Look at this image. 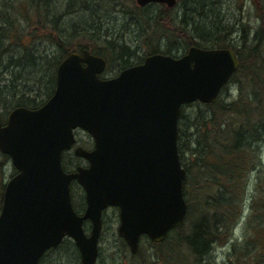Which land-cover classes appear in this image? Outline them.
<instances>
[{"label":"water","instance_id":"obj_1","mask_svg":"<svg viewBox=\"0 0 264 264\" xmlns=\"http://www.w3.org/2000/svg\"><path fill=\"white\" fill-rule=\"evenodd\" d=\"M149 2L172 6L176 0H136ZM238 66L231 48L191 45L180 56L153 52L101 77L103 56L68 52L50 97L36 108L17 105L0 121V151L16 170L2 194L0 264H38L64 237L73 240L80 264H97L107 206L118 208L117 232L131 253L141 235L161 242L187 210L177 149L180 107L214 100ZM76 127L91 135L93 146H76L74 154L87 165L66 171L61 154ZM73 179L84 194L81 213L71 201Z\"/></svg>","mask_w":264,"mask_h":264},{"label":"trees","instance_id":"obj_2","mask_svg":"<svg viewBox=\"0 0 264 264\" xmlns=\"http://www.w3.org/2000/svg\"><path fill=\"white\" fill-rule=\"evenodd\" d=\"M126 1L130 3L125 4ZM178 1L183 4L181 17L165 4L138 6L135 0H63L62 13L56 12V0H0V68L7 61L12 64L11 68H20L28 77V81L15 83L21 77L14 80L0 76V106L4 104L8 109L42 104L54 90L58 62L73 50L86 48L103 55L107 59L106 70L115 63L116 71L141 61L146 54L162 52L161 41L170 34L181 42L183 52L196 45L229 47L237 54L239 66L214 100H195L180 108L177 147L186 171L182 193L187 203L183 222L159 243L141 236L140 239L146 238L150 251L142 252L139 246L136 253L128 252L131 264H214L212 251L231 238L241 216L250 173L261 166L264 0L255 4L253 26L239 20L221 25V19L215 20L210 0ZM153 5L159 6L158 10L151 17L145 16L142 8ZM101 9L122 11L133 17L141 31L139 43L132 47L121 38L99 34ZM63 13H76L77 19L68 20L62 28ZM198 16L204 22L196 23ZM195 36L199 41H195ZM45 41L56 54L47 61L39 56L33 60L37 43ZM167 47L163 52L172 54ZM230 85L234 90L232 96L228 91ZM0 119L4 120L1 114ZM65 154L62 155L65 168L78 163L76 156L68 159ZM0 156L8 157L1 152ZM3 188L0 178V205ZM249 196V213L242 226V237L230 243L222 264H264V172L256 175ZM119 238L124 252L128 251L124 239ZM69 239L63 238L46 252L63 244L73 245Z\"/></svg>","mask_w":264,"mask_h":264},{"label":"rangeland","instance_id":"obj_3","mask_svg":"<svg viewBox=\"0 0 264 264\" xmlns=\"http://www.w3.org/2000/svg\"><path fill=\"white\" fill-rule=\"evenodd\" d=\"M55 1V0H54ZM54 6L56 8V12L62 13L63 12V0H56ZM258 0H210L209 3L211 9L214 10L215 13V20L221 19L219 23L221 25H227L231 24L233 22L236 23L237 20L243 22L244 24H249L250 26H253L255 21V4L258 5ZM54 3V2H53ZM129 1H126L125 4H129ZM188 6V5H187ZM159 6H151V7H144L142 8V12L145 16L151 17L155 12L158 10ZM183 4L182 2L177 0V4L173 5V13L178 11L179 17L182 15L183 10ZM99 13V14H98ZM97 14L99 15V20H101V27H99V34H108L111 35L114 38H121L132 47L137 44L138 39L141 38V31L140 27L135 23L134 18L130 17L129 15H125L122 13V11H115V10H109V9H101ZM103 13V14H101ZM61 25L62 28L66 27V22L68 20H76L77 14L76 13H63L61 14ZM196 23H202L204 22V19L202 20V16H198L195 19ZM192 27V26H191ZM190 27V29H191ZM195 41H199V38L195 36ZM139 43V42H138ZM168 46V47H167ZM169 48L170 53L174 55H180L183 53L182 44L179 40L174 38V35L170 34L168 38H164L161 41V50L164 51L165 48ZM37 49L38 51H35L34 56H32V59L35 60L38 56L41 58H44V60H49L53 57V55L56 54L54 48L50 46V43L48 41H45V43H37ZM143 48L141 49L142 52ZM52 51V52H51ZM162 51V52H163ZM45 64V63H44ZM11 65L9 62L4 61L3 67L0 68V76L6 77V78H17L21 77V79L17 80L18 82L14 81L15 83H21L22 80L28 81V77H25V72H22L20 68L13 67L11 68ZM117 65L114 63L111 64V66L106 70V76H113L117 71ZM104 75V76H105ZM39 78V74L37 76V79ZM36 79V80H37ZM32 83V82H31ZM30 84V83H28ZM12 89V88H11ZM228 91H230L231 96L234 92L233 86L230 85L228 88ZM222 95V93H221ZM4 106V107H3ZM9 108V107H8ZM4 104L0 106V114L2 117L5 116L6 112L9 110ZM5 110V113H4ZM78 137V144L85 147L90 148L91 147V139L89 135L83 131L79 130L77 132ZM260 162L261 166L258 168H255L251 171L247 189L245 193V198L243 200V209L241 212V216L239 218V221L233 228L231 232V238L227 241V243H224L223 245L215 246L214 250L212 251V257L214 259V264H222V260L225 258V253L229 248L230 243L234 239H241L242 237V226L246 221L247 215L249 213V203H250V193L252 194L253 191V184L254 179L256 175L259 173V171L264 172V144L260 145ZM184 156L188 159V155L186 152H184ZM65 158H72L73 154L72 151L66 152ZM1 165H0V171L1 174L0 178L2 179L3 183L7 181V179L14 174V168L10 162L9 157L3 158L0 156ZM76 160V159H75ZM79 165H83L82 159H77ZM3 162V163H2ZM75 165V164H74ZM73 166L70 167V164L67 166V170L72 169ZM71 195L73 204L76 206L78 210H81L84 201H83V191L82 189L76 184L71 185ZM117 223H118V216H117V210L115 208H107L103 211V224L102 229L98 241V259L97 264H131L130 261L132 258L130 257L129 249L128 251L124 252V246H121L120 238L117 233ZM70 240V239H69ZM72 241V240H71ZM146 238H142L140 240L139 246L142 248V252H149V246L146 242ZM73 243V242H72ZM129 252V253H128ZM39 264H80L79 260V254L78 250L73 244H63L62 246L52 249L40 259Z\"/></svg>","mask_w":264,"mask_h":264},{"label":"flooded vegetation","instance_id":"obj_4","mask_svg":"<svg viewBox=\"0 0 264 264\" xmlns=\"http://www.w3.org/2000/svg\"><path fill=\"white\" fill-rule=\"evenodd\" d=\"M79 128H77V129H75V131H76V135H77V132H79ZM83 163H85V161H83Z\"/></svg>","mask_w":264,"mask_h":264},{"label":"bare ground","instance_id":"obj_5","mask_svg":"<svg viewBox=\"0 0 264 264\" xmlns=\"http://www.w3.org/2000/svg\"><path fill=\"white\" fill-rule=\"evenodd\" d=\"M95 54V53H94ZM96 55H98V54H96ZM100 56H103V55H100ZM104 57V56H103ZM105 58V57H104ZM106 59V58H105ZM106 62H107V59H106Z\"/></svg>","mask_w":264,"mask_h":264}]
</instances>
